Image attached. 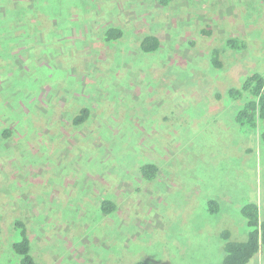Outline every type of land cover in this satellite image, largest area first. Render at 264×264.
<instances>
[{
  "label": "rangeland",
  "instance_id": "rangeland-1",
  "mask_svg": "<svg viewBox=\"0 0 264 264\" xmlns=\"http://www.w3.org/2000/svg\"><path fill=\"white\" fill-rule=\"evenodd\" d=\"M112 26L123 36L106 41ZM147 34L155 52L140 49ZM253 72L264 0H0V264H18L16 219L43 264H221L220 231H246L240 206L264 220V119L238 125L249 94L227 93ZM142 162L157 163L154 181ZM247 264H264V247Z\"/></svg>",
  "mask_w": 264,
  "mask_h": 264
},
{
  "label": "trees",
  "instance_id": "trees-1",
  "mask_svg": "<svg viewBox=\"0 0 264 264\" xmlns=\"http://www.w3.org/2000/svg\"><path fill=\"white\" fill-rule=\"evenodd\" d=\"M163 4H167L168 0H160ZM10 19L19 20L13 18V14L10 12ZM27 23H30L26 20ZM48 23V24H47ZM50 27L49 22H43V26ZM32 25V23H30ZM38 25V27H43ZM33 26V25H32ZM34 28V26H33ZM201 32L204 35L210 34L211 30L208 25H205ZM37 33V32H36ZM123 36V30L120 27H109L104 32V39L106 41L120 40ZM14 40L13 38H11ZM15 39H20L21 44H16L19 48H24L32 40V36H25L22 33L17 35ZM37 41V40H36ZM38 43V41H37ZM13 44V43H11ZM160 44V38L154 34H147L142 37L140 41V49L145 53L155 52ZM41 49V45L38 43ZM226 45L232 49L244 48L245 44L240 43L236 39L229 38L226 41ZM14 46V44H13ZM16 47V48H17ZM221 51L218 48L213 49L210 54V63L213 68L220 70L223 67V61L221 59ZM228 95L231 98L238 99L243 97L244 93L249 94V98L245 101L234 115V120L238 125L256 127L259 119H264V75L253 72L249 74L242 82L241 87H231L228 89ZM90 110L88 107H82L76 112L72 119V125H79L83 123L89 117ZM5 138L10 136L9 130L3 131ZM264 138V132H261ZM159 167L155 162H142L139 166L140 176L151 182L154 181L158 175ZM102 212L105 215L116 212L117 205L114 200L104 198L99 205ZM206 212L215 214L221 210L220 203L216 199H208L206 201ZM240 214L244 218L246 231L241 233H234L231 229L224 228L220 231L218 238L222 240L221 248L224 252L221 264H247L252 257L256 256L261 248L264 247V220L260 218L259 207L257 203L247 201L240 206ZM13 228L18 234V238L10 244V248L13 253L18 257V264H43L38 262L31 253V239L29 237V230L27 223L23 219H16L13 222ZM245 234V235H244ZM244 235L243 239L242 238ZM142 264V263H141Z\"/></svg>",
  "mask_w": 264,
  "mask_h": 264
}]
</instances>
